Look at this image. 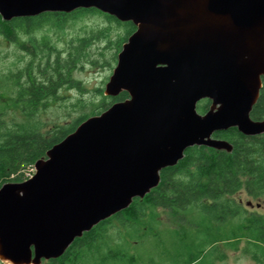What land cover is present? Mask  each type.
Returning <instances> with one entry per match:
<instances>
[{
  "label": "water",
  "instance_id": "obj_1",
  "mask_svg": "<svg viewBox=\"0 0 264 264\" xmlns=\"http://www.w3.org/2000/svg\"><path fill=\"white\" fill-rule=\"evenodd\" d=\"M96 8L135 31L87 117L0 187V261L41 264L155 187L193 145L232 150L215 131L264 132L250 117L264 78V0H0V16ZM209 99L206 112L197 111Z\"/></svg>",
  "mask_w": 264,
  "mask_h": 264
},
{
  "label": "trees",
  "instance_id": "obj_2",
  "mask_svg": "<svg viewBox=\"0 0 264 264\" xmlns=\"http://www.w3.org/2000/svg\"><path fill=\"white\" fill-rule=\"evenodd\" d=\"M90 15L103 17L110 25L83 29L78 38L79 50L76 47V38L68 43V78L65 81L69 83V71L74 65L71 62L77 58L78 51L79 60L82 57L88 58L90 54L87 49L92 42L105 40L114 49L111 60L106 61L113 66L117 62V54L123 43L136 29L134 24L131 21H119L96 8H77L71 12L47 11L34 16L13 17L14 22L4 20L0 16V35L5 40L16 47V44L12 43V36L19 30L30 35L32 46L27 48L23 41H18L17 47L25 50L30 59L23 70L10 69L0 72V187L8 180H25L27 169L88 117H79L69 126L55 125L46 132L41 130L38 123H13L7 126L3 121V115L9 107L26 110L27 114L35 112L46 95H52L58 84L60 85L54 76H50L53 71H50L44 60L48 51L46 37L38 39L35 32L47 25L62 27L65 23ZM112 31L116 36L114 40L110 37ZM92 62L94 63V60ZM19 83L24 84L18 85ZM22 97L24 99H21ZM127 97L126 92L110 97L102 102L95 115L112 103ZM209 105V99L200 100L196 106L197 111L204 113ZM250 117L254 120L264 119V78ZM213 137L227 140L231 143L232 150L203 145L186 148L183 157L175 165L161 169L158 184L143 197H134L125 209L101 220L90 230L84 231L80 237H76L60 257L42 261L41 264H79L81 250H92L95 243L113 226L112 219L118 220L124 230L133 226L132 229L135 228L136 234L141 236L143 233L137 224L147 211L151 212L154 218H158V208H166L173 215L177 214L178 209H195L201 212L204 218H209L214 224L213 230L217 232L225 221L229 222L227 225H230L232 230L225 236L226 243L236 248V245L244 240L243 252L256 263L264 264V213L240 210L233 198V195L241 190L254 199L264 197V132L245 135L237 128L230 127L215 131ZM192 262L188 261V264Z\"/></svg>",
  "mask_w": 264,
  "mask_h": 264
},
{
  "label": "rangeland",
  "instance_id": "obj_3",
  "mask_svg": "<svg viewBox=\"0 0 264 264\" xmlns=\"http://www.w3.org/2000/svg\"><path fill=\"white\" fill-rule=\"evenodd\" d=\"M82 19L72 20L62 27L47 25L35 35L37 38L45 36L61 47L66 43L68 52V43L77 36L75 32L81 35L85 28L110 25L103 17L90 15ZM110 37L115 39L114 31ZM24 40L26 38L22 35L20 41ZM87 51L89 57H82L69 71L67 85H70L64 84L57 90V95L44 99L30 114L26 110L9 107L3 115L4 123L7 126L38 123L46 132L55 125L69 126L79 117L95 115L102 102L111 97L104 94V88L116 64L111 66L106 62L111 60L114 49L105 40H94ZM29 61L26 51L0 35V72L23 70ZM29 169L31 167L27 173ZM233 198L240 210L264 213V197L254 199L241 190ZM157 212L158 218H154L147 211L137 224L143 233L141 236L136 234L133 226L124 230L118 220L112 219L113 226L95 243V247L90 251L81 250L79 264H188V261H193L189 264H258L243 252L244 240L236 248L226 243L225 236L232 230L227 225L229 222L225 221L217 232L209 218H204L195 209H178L176 215L166 208H158Z\"/></svg>",
  "mask_w": 264,
  "mask_h": 264
},
{
  "label": "flooded vegetation",
  "instance_id": "obj_4",
  "mask_svg": "<svg viewBox=\"0 0 264 264\" xmlns=\"http://www.w3.org/2000/svg\"><path fill=\"white\" fill-rule=\"evenodd\" d=\"M8 21L14 22L15 19L12 18V19H9ZM75 33L77 35L76 36V47L79 50V46H78V44H79L78 43L79 32H75ZM22 35H24V37L26 38V40H24V45L27 48H31L32 46H31L30 38H29L30 35L25 34V33H21L19 30H17L16 33H14V35L12 36L13 43H15L17 45L19 43L18 41H20V37ZM38 39H40V38H38ZM46 42H47L46 45L48 47V51L46 52V54L44 56V60L47 62L50 71L51 72L53 71V74L50 73V76L51 77L54 76L56 78L57 82L60 83V85L58 84L57 88L55 89V92L52 95H48V96L46 95L45 99H47L49 97H52L54 95H57V90H59L62 86H64V84L67 85L65 80H66V78H68L67 77V75H68V67L66 66V63L68 61V52H67V49H66L67 44L65 43V45H62V47H61V46H58L57 44H55L49 38L48 39L46 38ZM78 62H79V51L77 52V58L74 61L71 62L72 64L74 63V65H73L74 68H75V66H76V64ZM58 64H60V66L57 67ZM23 84L19 83L18 85H23ZM20 94H21V96H25L22 93H20ZM21 99H24V97H22Z\"/></svg>",
  "mask_w": 264,
  "mask_h": 264
},
{
  "label": "built area",
  "instance_id": "obj_5",
  "mask_svg": "<svg viewBox=\"0 0 264 264\" xmlns=\"http://www.w3.org/2000/svg\"><path fill=\"white\" fill-rule=\"evenodd\" d=\"M34 171H35L34 167L32 166L31 169L28 170V173H26V179L28 177H31L33 175Z\"/></svg>",
  "mask_w": 264,
  "mask_h": 264
}]
</instances>
